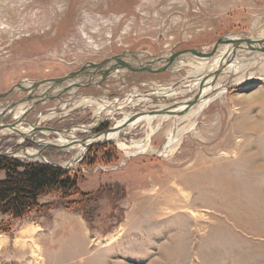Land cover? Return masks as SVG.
I'll return each mask as SVG.
<instances>
[{"label": "rangeland", "instance_id": "rangeland-1", "mask_svg": "<svg viewBox=\"0 0 264 264\" xmlns=\"http://www.w3.org/2000/svg\"><path fill=\"white\" fill-rule=\"evenodd\" d=\"M236 38H264V0H0V124L24 117L26 132L52 126L82 137L81 126L102 118L108 123L91 133L184 102L203 81L206 64L200 78L195 67L208 61L211 72ZM218 43L214 59L183 54L165 68L173 53ZM236 55L199 113L129 124L114 138L120 146L95 144L68 167L72 196L44 195L48 205L23 218L0 214V264H264V53ZM119 62L148 69L112 73ZM78 77L82 85L71 86ZM32 81L45 87L23 88ZM62 137L43 129L36 144L2 131L0 153L42 162L19 150L42 149L66 168L77 147L42 143ZM141 140L147 145L131 152Z\"/></svg>", "mask_w": 264, "mask_h": 264}, {"label": "water", "instance_id": "water-1", "mask_svg": "<svg viewBox=\"0 0 264 264\" xmlns=\"http://www.w3.org/2000/svg\"><path fill=\"white\" fill-rule=\"evenodd\" d=\"M225 41H227L226 37L224 38V41L221 42V44L225 43ZM234 41H233L234 43H232L233 47L225 50L223 53H221V55H219V59L216 63L217 66L215 68H213V70L211 72H208L204 75V78H202V80H203L202 84L197 88L195 95L191 99L186 100L184 102H182V101L176 102L175 101L174 103H172L170 105L162 106L160 108L150 109L146 112L145 111L137 112V113L133 114L132 116H130L126 121H124L122 125L119 124V126H116V122L118 121V119H116V121L111 126H109L108 128H105L103 131L91 133L93 130L100 128V126H102L103 124L108 123L107 121L109 119L106 120L105 118H102V121L99 124L81 126V129H82L81 133H86L82 137H75L73 135L72 136L66 135V133H63V132L66 131L68 133L71 130H69V129H56L52 126H48V127L32 126L31 131H28L26 133L21 132L18 124L23 121L24 117L16 120V122H13V123H7V124L2 123V124H0V131L5 130V129L14 130V131L16 130L18 133H20L22 136L25 137V140L28 139L30 141H33L36 144L38 141H35L34 139H32V137L35 135L36 132H42L43 129L61 134L63 136L62 138L64 141L63 140L62 141L61 140L60 141L45 140V141H42V143L45 144V147H56L58 149H63V150H69V149H72L74 147H77V149L79 151L76 153V155H74L72 157L71 160L66 162L64 165L66 168H68V167L73 165L72 163L78 162L80 160V158L82 156H84L86 150L93 147L95 144H101V143H105V142L117 144L116 141L114 140V138H105L104 139V138H100V137L102 134H108L109 132H112V131H120V130L124 129L129 124H131L132 121H134L137 117H139L141 115H143V116L144 115H152V116L153 115L154 116L155 115H184L190 109L196 107V105H198L202 101H204V100L206 101L211 95H213L215 90L218 89V88L215 89L216 86L214 85L216 79L221 75V73L223 71H225V68H227V66L232 61H235L237 59L238 55H236V54H237L239 49L244 48V47L256 46L257 49H260L264 53V38H242V39L236 38ZM219 47H220V43H218L214 47V50L212 52L199 51L196 49H188V50H183L182 52L173 53V54L169 55L168 57L164 58V60H166V62H167L165 68H168V65L175 62L178 59V57H180L183 54L194 53L197 56H201L203 58L206 57V58L214 59L216 57V55H215L216 52L219 50ZM119 63L120 64H123V63L127 64L126 62H119ZM127 68H130L133 70V68H137V67H134L130 64H127ZM137 69H148V68H147V66H145V68H137ZM196 76L197 77L199 76V78L201 77L200 74H198ZM208 78L211 80H210V82L206 83V81L209 80ZM53 81L56 82V81H58V79H53ZM81 85L78 83L71 84V86H81ZM206 89H207V91L205 92ZM152 92L153 93L154 92L161 93L159 89L153 90ZM49 97L53 98L54 96L51 95ZM41 100H45V99H41ZM30 108H28L27 111H29ZM125 108L126 107L124 105H122V106L118 107L116 109V111L123 112L125 110ZM114 110H115V108H114ZM110 118H113V116H111ZM27 134H30L31 137L26 136ZM80 148H82V150ZM30 149H32V148L22 147L19 150L24 151V154L26 156H29L30 158L39 157V158L43 159L44 161H48V159L44 155L42 149H39L36 152H31ZM12 153L13 152L6 151L4 153H0V156H9V155H12Z\"/></svg>", "mask_w": 264, "mask_h": 264}, {"label": "trees", "instance_id": "trees-1", "mask_svg": "<svg viewBox=\"0 0 264 264\" xmlns=\"http://www.w3.org/2000/svg\"><path fill=\"white\" fill-rule=\"evenodd\" d=\"M0 171L5 173L4 178H0L1 215L23 218L48 205L40 204L44 195L61 192L63 199L76 192L75 180L70 175L75 170L48 161L0 156Z\"/></svg>", "mask_w": 264, "mask_h": 264}, {"label": "bare ground", "instance_id": "bare-ground-1", "mask_svg": "<svg viewBox=\"0 0 264 264\" xmlns=\"http://www.w3.org/2000/svg\"><path fill=\"white\" fill-rule=\"evenodd\" d=\"M233 38H234V36H233ZM231 39H232V37H231ZM230 51V50H229ZM231 52V51H230ZM231 54V53H230ZM126 59V58H125ZM219 59V58H218ZM126 62L128 63V59H126ZM208 61H206V62H204V63H202L201 62V66H196L195 68V73H199V70L201 69V68H203L204 67V65L206 64V66H205V69H204V71L201 73V75L203 76V78H204V75L206 74V73H208L209 72V68L207 69V67H211V66H208ZM217 63V62H216ZM233 63V61L228 65V66H230L231 64ZM117 64V63H116ZM216 65V64H215ZM113 66L114 65H110V64H108V66L107 67H105L106 69L107 68H113ZM227 66V67H228ZM125 69H127V64H125V63H123V64H119V65H116V67L113 69V71H112V73H117V72H123V70H125ZM195 76V75H194ZM83 77H86V75H84ZM209 79V78H208ZM82 80V78L81 77H78V78H74V79H72V80H70L69 81V84H75V83H79L80 81ZM210 80L211 79H209V80H207L206 81V83H208V82H210ZM54 82V81H53ZM30 84H22L24 87V89H31V90H37V89H40V88H43V87H45V83H43V84H38V83H36V82H29ZM207 91V89L205 90V92ZM162 94H163V92H161ZM164 93H168V91H164ZM83 102V101H82ZM93 103V104H98L99 105V109H101V108H104V106H103V104H101V103H99V102H97V100H95V99H88V100H85L84 101V103ZM208 103V99L205 101H202L201 103H199L198 105H196V107L198 108V109H196V110H194L193 108L192 109H190L187 113H190V112H192V113H199V111L201 110V108L204 106V105H206ZM155 116H159V115H155ZM130 117V115H125L119 122H118V125L117 126H119V124H123V122L124 121H126L128 118ZM153 118L154 117V115L152 116V115H141V116H139V117H137L134 121H132L131 122V125H134V124H138V123H140V122H142V121H146V120H150L149 118ZM151 118V119H152ZM150 122V121H149ZM18 126H19V128H20V125L18 124ZM2 131H7V129H5V130H2ZM2 131H0V132H2ZM20 131L21 132H25L26 133V131L25 130H23L22 128H20ZM124 135V132H123V129L122 130H120V131H112V132H109L108 134H103V135H101V137L102 138H115V137H119L118 139H120V138H123L122 136ZM149 136V135H148ZM100 137V138H101ZM64 141V140H63ZM116 141V140H115ZM181 141V138H178V139H176V141L175 142H173V140L171 141V140H169V142H168V144H170L171 142H173V145H174V147H176L178 144H179V142ZM147 143H148V140H145V141H143V140H141V141H138L137 143H135L134 145H131L129 148H130V150H131V152H134V153H137V152H140L141 150H142V148H144L146 145H147ZM117 144L120 146L121 144H119V142H117ZM123 146V145H122ZM30 151L31 152H36L37 151V149H35V148H32V149H30ZM130 155V154H129ZM134 155V154H133ZM165 201H167L168 202V204L169 205H173L172 203H173V201H172V197H168V198H165ZM174 206V205H173ZM30 236V235H29ZM5 239L6 238H3V240H1L0 239V246L5 242ZM32 237H30L29 239H26L24 242L25 243H27V242H31L32 241ZM18 239H16V241H17ZM34 240V239H33ZM15 241V242H16ZM35 241V240H34ZM19 242H21V241H19ZM18 243V242H17ZM33 245L35 244L36 245V241L35 242H33L32 243ZM22 245V244H21ZM25 245V244H24ZM31 244H29V246H30ZM34 245V246H35ZM26 246V245H25ZM24 247V246H23ZM27 247V246H26ZM26 247H24V248H26ZM31 247H33V246H31ZM30 247V248H31ZM36 247V246H35ZM32 249H35L34 247L32 248ZM30 251H32V250H30ZM35 252H37V253H35V255L33 256V253H31L32 254V257H34V261H38L39 259H42L41 257H40V254H41V252H42V249L39 247V245H37V248H36V250H34ZM33 252V251H32ZM43 257V256H42ZM39 263V262H38Z\"/></svg>", "mask_w": 264, "mask_h": 264}, {"label": "crops", "instance_id": "crops-1", "mask_svg": "<svg viewBox=\"0 0 264 264\" xmlns=\"http://www.w3.org/2000/svg\"><path fill=\"white\" fill-rule=\"evenodd\" d=\"M81 225H82V227H84L85 224L82 222Z\"/></svg>", "mask_w": 264, "mask_h": 264}]
</instances>
